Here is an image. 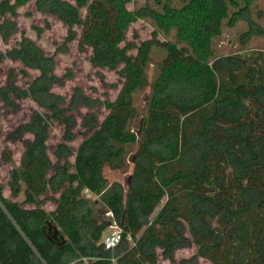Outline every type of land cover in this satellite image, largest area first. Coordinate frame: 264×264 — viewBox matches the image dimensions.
<instances>
[{
  "label": "trees",
  "instance_id": "1",
  "mask_svg": "<svg viewBox=\"0 0 264 264\" xmlns=\"http://www.w3.org/2000/svg\"><path fill=\"white\" fill-rule=\"evenodd\" d=\"M29 1H0L4 42L15 30L7 15L16 16ZM131 1L36 0L41 13L66 25L68 42L78 39L82 49L91 51L92 66L117 71L121 87L113 101L92 98L78 87L69 100L55 94L52 89L65 80L55 74L54 57L29 38L7 52L0 50V62L10 59L40 72L23 89L11 71L0 88L4 105L17 111V100L30 98L48 111L35 112L8 134L25 150L20 166L11 171L12 199L0 185L6 227L0 244L19 253L20 231L31 247L29 264H112L113 255L120 264H160V256L174 264H199L201 259L264 264V51L207 61L224 0H190L177 11L179 37L193 53L157 33L137 46L126 38L138 20L129 9ZM154 49L165 56L150 86L147 68ZM147 87L146 116L136 135L130 129L136 114L133 96ZM77 117L84 140L74 151L69 143L77 139ZM51 120L65 127L55 148L48 145ZM4 159L10 160L7 152ZM33 160L39 163L38 193L28 170ZM128 162L133 167L126 184L110 183L105 171L126 176ZM85 191L99 198V209L83 196ZM22 192L24 201L14 200ZM43 195L55 203L53 211L42 206ZM102 213L111 214L123 230L113 251L102 243L109 225L99 223ZM48 222L60 230L64 244L48 239ZM192 247L196 253L176 263V253Z\"/></svg>",
  "mask_w": 264,
  "mask_h": 264
},
{
  "label": "rangeland",
  "instance_id": "2",
  "mask_svg": "<svg viewBox=\"0 0 264 264\" xmlns=\"http://www.w3.org/2000/svg\"><path fill=\"white\" fill-rule=\"evenodd\" d=\"M64 1L72 4L76 3V0ZM189 2L190 0H132L129 9L137 16L138 20L128 29L127 40L139 46L143 41L150 39L153 33H157L162 40L187 48L190 53H193L189 43L179 37L181 27L176 17L177 11ZM7 18L15 27V30L10 36L8 43L4 42L0 36V50L7 52L17 47L23 37L36 42L48 56L54 57L56 62L55 74L65 80L63 86H55L52 89L55 94L62 95L69 100L74 89L78 87L95 99L105 100L109 98L112 101L116 99L121 87V77L117 71L99 69L92 66L90 62L91 51L82 49L79 46L78 39L68 42L69 32L66 25L55 16L41 13L37 9L36 0H30L26 5L18 8L16 16L8 14ZM3 20L0 17V23ZM75 29L79 37L81 29L80 27ZM64 46L66 47L65 50ZM253 50L264 51V0H224V6L215 18L214 29L210 35L207 61L211 63L213 60L223 56ZM130 53L135 55L136 50H132ZM164 56L165 52L157 49L153 50L152 62L147 68L150 86L159 74L158 66ZM11 71H15L17 74V85L23 89H27L40 75L39 71L27 69L21 62L6 59L0 62V88L6 85ZM24 71H26V74L23 73ZM150 93L151 87H147L133 96L136 114L130 129L136 135L140 134L141 124L146 116V99ZM17 104L19 110L15 111L10 107H6L0 97V185L4 187L5 196L11 199L9 186L11 171L13 167L20 166L25 148L22 141H10L8 134L18 125L30 121L35 112L48 113L30 98L17 100ZM102 113L105 115L104 109H102ZM81 117H77V126L75 128L77 139L69 143L74 151L84 140ZM64 132V125L51 120L48 145L51 148H55L62 142ZM27 137L32 138L31 136ZM5 152L10 156L9 161L4 159ZM71 161L74 162L73 157ZM38 166L37 160H33L32 165L28 169L32 174V188L35 193H38L41 187V181L37 176ZM127 166L126 176H120L116 172L107 169L105 174L109 182L119 181L126 184V178L128 174H131L133 165L128 162ZM22 189L24 190L25 186ZM48 196H51V193ZM83 196L95 202L97 209L101 207L99 198L96 195L85 191ZM44 198L45 195L39 198L44 209L53 211L55 203ZM24 199V192H22L14 200L23 202ZM98 221L99 223L107 222L109 224L103 233V242L105 237L109 236L118 225L109 213H102ZM5 230L6 227L2 223L1 215L0 237L5 234ZM16 238L23 246V249L17 254H12L7 251L5 244L1 243L0 264H29L27 254L31 247L20 231L16 232ZM195 253V247L179 250L176 253V263L182 259L191 258ZM159 259L160 264H174L161 256ZM199 264L210 263L201 259Z\"/></svg>",
  "mask_w": 264,
  "mask_h": 264
},
{
  "label": "built area",
  "instance_id": "3",
  "mask_svg": "<svg viewBox=\"0 0 264 264\" xmlns=\"http://www.w3.org/2000/svg\"><path fill=\"white\" fill-rule=\"evenodd\" d=\"M122 232V228L120 226H116L115 230L109 236L105 237L102 243L106 250L113 251L119 246L122 240ZM110 260L112 264H120L118 261V257H116L115 255H113Z\"/></svg>",
  "mask_w": 264,
  "mask_h": 264
},
{
  "label": "water",
  "instance_id": "4",
  "mask_svg": "<svg viewBox=\"0 0 264 264\" xmlns=\"http://www.w3.org/2000/svg\"><path fill=\"white\" fill-rule=\"evenodd\" d=\"M47 227V237L50 241H55L58 244H64L65 243V237L60 234V230L53 226L51 223L48 222Z\"/></svg>",
  "mask_w": 264,
  "mask_h": 264
}]
</instances>
